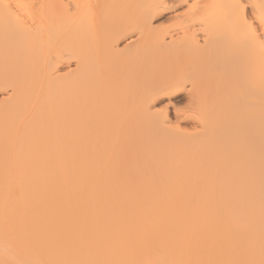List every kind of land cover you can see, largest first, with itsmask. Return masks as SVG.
Listing matches in <instances>:
<instances>
[{"label": "bare ground", "instance_id": "obj_1", "mask_svg": "<svg viewBox=\"0 0 264 264\" xmlns=\"http://www.w3.org/2000/svg\"><path fill=\"white\" fill-rule=\"evenodd\" d=\"M46 1L0 0V264H264V0H126L110 42Z\"/></svg>", "mask_w": 264, "mask_h": 264}, {"label": "rangeland", "instance_id": "obj_2", "mask_svg": "<svg viewBox=\"0 0 264 264\" xmlns=\"http://www.w3.org/2000/svg\"><path fill=\"white\" fill-rule=\"evenodd\" d=\"M11 5H12V8L14 7V9L16 10V9H19L20 7H21V3H23V4H25V5H23V6H25V7H29L30 8V6L32 7V12H34L35 10V14L33 13L32 15H36V16H34L35 17V19L33 18V17H31L32 19H34L33 21H34V23L35 22H37V21H39V18L41 17L40 16V14L37 12V10H38V8H39V5L41 4V1H43V0H41V1H39V0H7ZM33 1H35V2H38V3H33ZM48 1L49 0H47L46 2L48 3ZM54 1H58V0H54ZM60 1V2H59ZM58 2H59V5H61L60 6V10H59V6L57 5V4H55V2H54V4L55 5H57L58 6V8H57V13H55V10L53 9L54 8V4H53V0H52V3L50 4V9L52 8V5H53V8H52V10H50V13L52 14V12H54L55 14H57L58 16H60L58 13H60L61 15H62V13L64 12V13H67V11H68V14H73V12L72 11H74V14L76 13L77 14V16H80V15H84V16H87V18H88V14L90 13V18H91V15H92V13H93V15L92 16H94L93 18H95V20H96V22H95V20H94V22H95V24L97 23V25H94V26H96V27H100L101 28V26L103 27V24H105V26L103 27V28H105V29H109V30H114L113 28H116V29H119L118 28V26H120V25H122L121 27H124V24H121L120 22H122V23H124L125 22V24L127 25L128 23H126L127 22V19L128 18H130L132 15H133V12H134V14L136 15H139V13L140 12H138V9L140 8V7H142L141 6V3L139 2V1H135V5L134 4H131L130 5V3H131V1L129 2V1H126V2H124L123 1V3L121 2L120 3V1L118 2V3H120V4H118V6L119 7H117V4L114 6V8L112 9L111 7H113V5H114V0H111V1H107V4H108V2H109V5H106V7H105V4L106 3H102V0L100 1V0H97L96 2H95V0L93 1H89L88 3H87V1H85L87 4H84V3H82V5H80L79 7L81 8H79L78 7V9H76V8H74V10L72 9V11H71V13H69L70 11V9H68V8H70L71 7V5H72V7L71 8H73V4H71L72 3V0L70 1V0H59ZM68 1L69 2H71V3H68ZM49 2H51V1H49ZM66 2L68 3V8H65L64 6H63V3L64 4H66ZM103 2H106V0L105 1H103ZM60 3H62V4H60ZM99 3V4H98ZM100 3H102V4H100ZM112 4V6H110L111 4ZM138 3V5L136 6V4ZM30 4H32V5H30ZM35 4V5H34ZM39 4V5H38ZM95 4V5H94ZM99 6H98V5ZM122 4V5H121ZM124 4V5H123ZM126 4H129V6L128 5H126ZM140 4V5H139ZM27 5V6H26ZM29 5V6H28ZM35 7H38V8H34L33 9V7L34 6ZM102 5V6H101ZM88 6V7H87ZM90 6H92V7H90ZM109 6V7H108ZM131 6V7H130ZM140 6V7H139ZM64 7V8H63ZM67 7V6H66ZM90 7V8H89ZM103 9H102V8ZM117 7V8H116ZM120 7H123V8H121L120 9ZM186 5L184 6V5H182V6H179L178 8H176V9H174V8H168V10H164V11H161V12H159V15H157L154 19H153V25H155L156 27H164V25H166V26H168V25H170L169 23H171V22H173V16H174V14H176L177 12H186V11H188L187 9H186ZM82 8H84V9H86L87 8V10L86 11H84L83 10V12H82ZM95 8H96V10H95ZM104 8H106L105 10H104ZM126 8V9H125ZM143 8V7H142ZM188 8V7H187ZM31 9V8H30ZM29 9V10H30ZM56 9V8H55ZM68 9V10H67ZM75 9L76 10H78V13H77V11H75ZM80 9V10H79ZM99 9H100V11H99ZM102 9V10H101ZM137 9V10H136ZM13 10V9H12ZM14 10V12L15 13H17L18 12V10H16L15 11ZM34 10V11H33ZM58 10H59V12H58ZM64 10H67V11H64ZM91 12H90V11ZM112 10V11H111ZM117 10V11H116ZM136 10V11H135ZM31 11H29L30 12V14H31ZM87 11H88V13H87ZM97 11H98V13H97ZM104 12V14H101L100 12ZM106 11H107V13H106ZM119 11H121V13L122 12H124V13H122V15H121V13L119 12ZM126 11V12H125ZM139 11H141V9H139ZM62 12V13H61ZM95 12H96V14H95ZM117 12V13H116ZM136 12V13H135ZM138 12V13H137ZM21 12H18V15H21L20 14ZM25 13H28V12H25ZM80 13H83V14H80ZM87 13V14H86ZM108 14V16L106 15V14ZM187 13V12H186ZM97 14H99V15H97ZM112 14V15H111ZM113 14H114V16H113ZM24 14H22L21 15V18L22 19H25L24 17H28V15H29V13H28V15H24ZM38 15V16H37ZM103 15H105V16H103ZM134 15V16H135ZM40 16V17H39ZM98 16V18H99V20L100 21H97L98 19L96 18ZM112 16V17H111ZM121 18H120V17ZM128 16H130V17H128ZM17 17V16H16ZM39 17V18H38ZM42 17H45V15L44 16H42ZM52 17L53 18H55V20L56 19H58L59 17H55L54 15H52ZM133 17V16H132ZM130 18V23L133 21V18ZM137 16H135V18H136ZM47 17H45V19H46ZM84 18H86V17H83V19L82 20H84V23H87L86 25H89V24H91V23H88L89 21L88 20H86V19H84ZM93 18H92V21H93ZM101 18H104V20L103 19H101ZM105 18L107 19L108 18V20L107 21H105ZM109 18H110V20H109ZM134 18V19H135ZM28 19H29V17H28ZM28 19H25V20H28ZM44 19V18H43ZM81 19V18H80ZM113 19H114V21H113ZM21 20V19H20ZM25 20H22V21H25ZM90 20V19H89ZM105 21V23L103 22V21ZM117 20H118V22H117ZM132 20V21H131ZM33 21H31L32 23H33ZM86 21H88V22H86ZM111 21H113V22H111ZM175 21V20H174ZM30 22V21H29ZM28 21H27V24L29 23ZM93 22V23H94ZM25 23V22H24ZM32 23H30L31 24V26L32 25H35V24H32ZM103 23V24H102ZM112 23V24H111ZM129 23V24H130ZM29 24V25H30ZM115 24V25H114ZM168 24V25H167ZM93 25V24H92ZM92 25H90L91 27H92ZM108 25V26H107ZM114 26V27H113ZM112 27V28H111ZM103 28H101V29H103ZM4 29V28H3ZM100 29V30H101ZM105 29H103L104 31V34L106 33V36L104 35V34H101V33H103V32H99L100 34H97L98 33V28H97V35H95V38H97L98 39V35H100V40H98V41H100V42H103L102 40H105L106 42H110V39L112 40V38H110V36H108V33H109V30L107 29V31H105ZM5 32H7V28H6V31ZM96 32V31H95ZM105 36L104 38L105 39H103V37H101V36ZM128 36V37H127ZM123 40H121L118 44H119V46H118V49L120 48L121 49V47H122V49L125 47L124 45H126V43L130 40V35H127ZM131 36H133V35H131ZM106 37H108V38H110V39H108V38H106ZM94 38V39H95ZM102 38V39H101ZM54 39H56V38H54ZM107 39L109 40V41H107ZM53 39H50V41H52ZM94 41H97L96 39L94 40ZM104 41V42H105ZM99 43V42H98ZM117 48V47H116ZM2 96L0 95V98H1ZM185 100V101H184ZM184 101V102H183ZM185 102H186V99H185V93H178L177 95H175L173 98H172V102L171 103H168V105H169V108H170V112H171V115H172V118H173V121L174 122H177L178 120L176 119V117H175V113H174V109H175V107H178V106H180V107H182V105H185ZM174 103V104H173ZM167 104V103H166ZM165 103H162L160 106H162L163 107V105H166ZM176 104V105H175ZM182 104V105H181ZM180 107H178V108H180ZM180 122H181V124L182 125H186V122L184 121V120H179ZM178 121V123H180Z\"/></svg>", "mask_w": 264, "mask_h": 264}]
</instances>
